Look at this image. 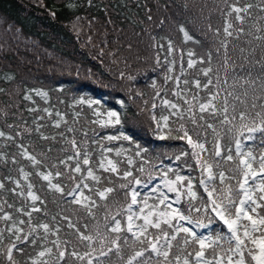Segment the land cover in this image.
Listing matches in <instances>:
<instances>
[{
	"label": "trees",
	"instance_id": "obj_1",
	"mask_svg": "<svg viewBox=\"0 0 264 264\" xmlns=\"http://www.w3.org/2000/svg\"><path fill=\"white\" fill-rule=\"evenodd\" d=\"M233 4L241 7L252 5L247 14L240 13L244 17L243 23L235 19L236 13L227 15ZM262 8L264 0H0V132L4 133L0 136V183L5 186L0 189V207L3 208L0 216L7 213L11 217L8 221L0 219V229L4 230L0 248L6 250L15 240V236L6 230L13 223L23 230L20 235L30 231L27 223L30 217L23 213L31 211L33 205L27 197V186L32 183L33 192L44 201L35 202L41 211L32 212V224L48 223L53 229L59 227L58 235H50L48 240L69 241L67 245L61 243V249L66 248L67 253L75 250L83 255L91 251L87 242L79 241L75 230L69 229L68 221L61 216L69 217L81 232L95 235L98 228L104 230L106 210L94 208L95 215L89 217L82 208L66 203L71 197H61L54 190H49L47 182L35 175L36 171H61L64 175L54 178L53 183L64 186L65 193L70 191L74 184L68 177H75L77 181L80 179V174L70 171L76 161L67 160L68 156L75 154L70 143L72 139L77 141L82 151L87 149L90 154L91 164L84 166L81 160L82 169L92 167L98 175L107 178L102 180L103 185L116 189L108 201L113 213L121 204L130 202V197L126 198L125 190L120 188L121 184L127 183L121 179L125 170H131L133 177L142 181L140 199L148 196L150 204L157 202L155 197L158 193L151 192L153 187L163 192L157 180H175L176 174L192 179L198 197L194 204L200 206L202 201H206L207 196L199 184L201 171L193 161V149L189 150L186 140L177 138L183 133H177L175 129L183 122L191 130L193 125L188 117L193 113L197 118L200 116L197 101L192 99L194 95L204 101L209 93H216L218 75L209 44L211 41L220 51L224 50L225 41L230 47L246 46L251 57L249 65L253 69L257 66L258 72H261V63L257 61L264 63V48L261 47L264 40L255 37L264 36ZM227 21L233 24L230 30L239 39L225 37ZM239 28H243V33L235 31ZM189 52L194 55L190 57ZM189 59L196 61L192 68L188 67ZM201 60L204 62L201 63ZM208 67L212 68V72L205 76L202 69ZM209 78L212 84L208 88L196 87L197 80L203 86ZM233 90L241 99L255 98L251 88L247 89L245 97V89L234 85L229 90L222 87L224 94L219 96L217 103L222 104L227 91ZM176 92L179 96L174 94ZM256 92L259 95L258 87ZM184 98L194 106L193 111L171 115L176 110L162 103L167 99L186 110L188 105L184 103ZM227 99L239 105L234 96ZM80 100L85 103L80 104ZM88 100L97 103L89 108ZM153 103L156 104L155 109ZM94 109L105 114L115 112L120 123H114L115 118L113 123L103 127L93 123L98 119L108 120L107 115L98 118ZM161 115H169L168 123L173 129L171 134L168 128L163 127V121H159L158 128L157 121L153 120V116L159 120ZM180 115L185 117L183 121L178 119ZM207 119L217 128L221 127L212 117ZM57 122L59 128L55 127ZM69 128L73 131H68ZM161 135L165 138L160 139ZM212 135L214 133L208 129L206 148L209 152L214 142ZM108 136L118 139L109 141ZM200 138L203 140L204 136ZM228 139L225 136L222 143L227 144ZM246 147L257 156L264 152L259 139ZM104 148L114 151L104 153ZM25 151L36 156L43 166L34 167L22 155ZM117 151L121 155L118 156ZM183 152L188 155H181ZM102 155L119 162L120 175L98 170ZM203 155L208 157L209 153ZM177 156H180L179 160ZM128 158L133 160L131 166L127 163ZM62 160L65 164L60 163ZM237 163L233 161L225 168H234ZM141 168L143 171H140ZM170 168L173 171L170 172ZM21 169L29 174L27 180L22 178ZM83 174L86 175V171ZM87 182L93 183L90 179ZM232 183L235 184V181ZM84 191L86 195H92ZM256 195L258 197L259 193ZM94 199L99 202L98 197ZM177 207L187 214L188 200L182 198ZM126 215L122 213L117 219L124 224ZM209 215L210 212L201 211L193 213L192 217L208 224ZM20 220L25 223L20 224ZM242 223L247 224L248 221ZM221 230L228 234L223 225L213 218L206 235L211 234L215 238ZM39 234L43 235V230H39ZM47 246L53 248V253L44 257L49 264H85L84 261L78 263L79 259L67 254L63 261H59L55 245L48 243ZM223 246L227 248L226 243ZM17 247L23 249L13 252L17 264H31L30 257L37 258L41 250L30 243L17 242ZM94 247L97 249L92 254L95 258L99 256V243L94 242ZM140 247L136 245L135 250ZM122 249V258L113 253L110 257H99V262L107 264L111 260L112 264H126L134 249L129 245H122ZM172 252L179 254L175 247ZM156 259L152 256L153 261ZM0 264H8L5 256H0ZM93 264H98V261L93 259Z\"/></svg>",
	"mask_w": 264,
	"mask_h": 264
},
{
	"label": "snow or ice",
	"instance_id": "obj_2",
	"mask_svg": "<svg viewBox=\"0 0 264 264\" xmlns=\"http://www.w3.org/2000/svg\"><path fill=\"white\" fill-rule=\"evenodd\" d=\"M251 7L252 5L241 7L233 4L230 5V11L227 15L231 16L232 13H236L235 19L243 23L244 17L240 13L247 14ZM261 10L264 11V8ZM230 29H233V24L227 21L224 28L225 37L239 39L238 36H234V31ZM181 30L183 31V29ZM235 31L243 33V28L235 29ZM186 38H188L187 34ZM255 39L264 40V36H257ZM223 47L225 49V59L222 66L227 67L229 63L235 65V60H232L229 55L226 41L223 43ZM261 47L264 48V45H261ZM240 51L243 53L244 49L241 48ZM192 55L194 53L189 52V56L191 57ZM203 62L201 60V63ZM257 62L261 63L262 68L257 76L252 77L249 72L247 76L239 78L242 81L240 87L245 88V85L247 86L243 93L245 97L248 95V88L252 89L254 95L257 87L259 88V95H255V99L250 105L247 104L245 99L235 95L234 90L227 91L226 98L222 104L217 103L220 96L219 89H217L215 94L209 93L208 98L204 101H200L198 96L194 95L192 99L197 101L200 116L197 118L195 113H193L192 116L188 117L193 125L191 130L183 122L175 129V132L183 133L177 138L186 140L193 149L192 156L195 158L196 166L201 171L199 184L203 188L207 200L202 201L200 206L193 203L198 197L190 177L186 178L176 174L175 180L165 179L164 184L167 191L176 194L175 200L172 202H169V197L164 192H160L157 187H153L151 192L158 193L155 197L157 202L150 204V197L144 196L143 199H140L142 193L138 189L142 186V181L133 177L131 170H125L121 179L127 181V183L121 184L120 188L125 190L124 195L126 198L130 197V202L121 204L117 211L111 212V205L108 201L116 189L103 185L102 180L107 178L98 175L97 171L92 167L82 169L80 161L82 160L84 166H89L91 157L87 149L82 151L77 141L72 139L70 143L75 154L68 156L67 160L76 161L75 166L70 171L80 174V179L77 181L75 177H68L74 184L70 191L65 193L64 186L59 183H53L54 178L59 179L64 175L61 171H56L55 173L36 171L35 175L47 182L49 190H54L61 197H71L66 203L82 208L89 217L95 215L93 212L94 208H104L106 210L104 230L100 231L98 228L95 235L86 234V231L81 232L77 224L73 223L69 217L61 216V219L68 221L67 227L75 230L79 241L87 242V247L91 251L81 255L75 250L71 253H67L66 248L62 250L61 243L67 245L70 243L69 241L48 240L50 235H58L59 227L53 229L48 223H40L35 226L32 224V212L41 211L40 208L35 206V202L44 203V201L33 192L34 185L29 183L27 186V197L33 201V205L31 211H24L23 214L30 217L27 222L30 231L28 234L20 235L23 230L16 227L15 223L9 226L6 230L15 236V240L6 247V250L0 248V256H5L8 264H17L13 252L14 250L23 251V249L17 247V242L21 244L30 243L41 249L37 253V258L30 257L31 264H49V261L44 259V257L53 253V248L47 246L48 243H51L55 245L59 261H63L67 254L81 261L88 257L87 264H93V259H96L98 264H103V262H99V257H110L114 253L117 257L122 258V245H129L134 249V252L126 260V264H173L174 261L175 264H225V261L226 264H264V211H258V209L264 210V203H261L264 201V152L257 156L251 148L246 147L248 143H254L259 139L260 147L264 148V63L261 61ZM195 63V60L189 59L188 67L192 68ZM202 72L205 76H209L212 68L202 69ZM195 83L197 88H208L212 84V80L209 78L203 86L198 80ZM153 87H155V84H153ZM174 94L179 96L178 92ZM40 95L44 94L40 93ZM158 95L159 92H157ZM232 96L239 101V105L230 103L227 97ZM25 99H29V97H25ZM258 100L262 102L258 104ZM79 103L84 104L85 101L80 100ZM94 103L97 102L94 100L87 101L89 108H92ZM162 103L170 109L176 110L171 115L183 113L184 111L191 112L194 107L187 98H184V103L188 105L186 110L167 99L162 100ZM152 107L155 109L156 104L153 103ZM94 113L98 118L107 115V121L103 119L93 121V123H99L101 127L113 123V118H115L114 123H120L117 114L113 111H108L105 114L94 109ZM57 115L59 116L60 114L57 113ZM207 117H212L221 127L217 128L216 124L208 122ZM60 119L63 120V116ZM178 119L183 121L185 117L180 115ZM153 120L157 121L158 128L160 127L159 121H163V127L168 128L170 134L173 132L168 123L169 115H161L159 120H157L156 116H153ZM55 127H60L59 122L55 124ZM208 129H211L214 133L213 147L210 152L206 148ZM37 131H39V128H37ZM68 131H73V129L69 128ZM201 133L204 135L203 140L200 138ZM0 136H4V133L0 132ZM225 136L229 138L227 144L222 143ZM42 138L48 139L46 136H42ZM124 138L127 139V137ZM164 138V135L160 136V139ZM115 139H118V137H107L109 141ZM103 151L104 153H109L114 150L104 148ZM206 152L209 153L208 157L203 155ZM22 155L34 167L43 166L42 161L36 156L30 155L27 151L23 152ZM117 155L119 156L121 153L117 151ZM136 155L139 156L140 152L137 151ZM181 155H188V153L183 152ZM176 159L179 160L180 156H177ZM105 161H107L106 164ZM233 161H238L234 168L231 166L225 168L226 164L230 165ZM60 163L65 164V161L62 160ZM127 163L131 166L133 160L128 158ZM118 165V161H113L107 155H102L98 170H102L104 173L110 172L120 175ZM52 167L56 166L53 165ZM84 171H86V175L83 174ZM140 171H143V168ZM169 171L173 170L170 168ZM21 173L22 178L27 180L29 174L25 173L23 169H21ZM164 175L167 176V173ZM129 177H132V179L129 180ZM89 179L93 182L92 184L87 182ZM186 180L187 183H185ZM232 181H235V184ZM144 186L146 187V185ZM4 187V184L0 183V189ZM17 187H20L19 183H17ZM84 190L92 193V195H86ZM256 193H259L258 197ZM94 197H98L99 202ZM182 198L187 199L189 203L187 214L181 208L174 206L179 204ZM8 206L11 207V205ZM17 211H21V209H17ZM201 211L210 212L208 224L200 222L199 219L194 222L192 214L200 213ZM0 212H3L2 207H0ZM122 213H127L124 224H122L120 219H117ZM213 218L227 229L228 235H225L223 230H221L213 238L211 234L205 235L196 230L210 227L213 224ZM0 219L8 221L11 217L9 214L4 213L0 216ZM244 220L248 221V223H242ZM137 221H141V223H137ZM19 223L24 224L25 221L20 220ZM185 224L192 225V227H186ZM39 230H43V235L39 234ZM85 230H87V226H85ZM3 231V229H0V245L3 244ZM181 234H184L183 237H181ZM94 242H98L100 245L99 256L95 258L92 256V253L97 251L94 247ZM222 242L227 244V248L223 246ZM136 245L141 246L139 250H135ZM174 247L178 249L179 254L172 252ZM189 247H192L191 251H188ZM146 253L149 255L146 256ZM152 256L157 259L153 261ZM248 257L251 258L250 261ZM107 264H112V261H107Z\"/></svg>",
	"mask_w": 264,
	"mask_h": 264
},
{
	"label": "rangeland",
	"instance_id": "obj_3",
	"mask_svg": "<svg viewBox=\"0 0 264 264\" xmlns=\"http://www.w3.org/2000/svg\"><path fill=\"white\" fill-rule=\"evenodd\" d=\"M209 43V41H208ZM211 45V53L213 54V58H214V62H215V68H216V75H218V79L216 80V91L217 89L220 90V95H223V91H222V87H226V90H229L232 86L236 85L238 88L240 87V83L242 81H240V77L241 76H247L248 73H251V76H254L256 73H259V69L256 67H254L255 69H253L252 66L249 65L248 61L251 60L250 54L247 51V47L246 46H241V48L244 49V52L242 53L240 51L241 48L239 47H233V46H228V52L229 55L231 56L232 60H235V65L229 63V65L227 67H223L222 65H224V53H225V49L220 51L216 44L214 43V41H211L209 43ZM229 45V43H227ZM118 62V60H116ZM243 66V67H241ZM228 80H230L231 82H228ZM220 81V82H218ZM225 81H227L225 83ZM245 88H247V86L245 85ZM243 88V89H245ZM249 89V88H248ZM255 95H258V93L256 92ZM226 97V96H225ZM220 98V97H219ZM218 98V99H219ZM255 99V98H254ZM253 101V99H246L247 104H251V102ZM258 103H261L259 100L257 101ZM187 127V126H186ZM203 133H201V137H203ZM214 139V135H212V138ZM190 147V146H189ZM192 148L190 147L189 150H191ZM193 161H195V158L193 157ZM196 164V162H195ZM200 178H201V172H200ZM199 178V180H200ZM165 179L168 178H159V180H157V184L161 187L162 191L167 194V195H171L169 196V202H172L175 200V193H171L167 191V188L164 184ZM202 188V187H201ZM142 189V186L138 189L140 190ZM202 191L204 192L203 188ZM207 200V199H206ZM196 220H194L195 222ZM208 223V222H207ZM192 227V225H189V228ZM224 227V226H223ZM226 232L227 229L225 228ZM207 232V228H203V233ZM228 235V234H227ZM251 247V245L249 246ZM93 254V253H92ZM247 255V254H246ZM87 257L85 258L84 263L86 264L87 261ZM248 260L250 261L251 258L248 257ZM81 260H78V263ZM226 264V261H225Z\"/></svg>",
	"mask_w": 264,
	"mask_h": 264
}]
</instances>
